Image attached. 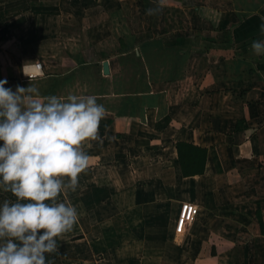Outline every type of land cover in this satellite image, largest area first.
<instances>
[{"label": "crops", "instance_id": "crops-1", "mask_svg": "<svg viewBox=\"0 0 264 264\" xmlns=\"http://www.w3.org/2000/svg\"><path fill=\"white\" fill-rule=\"evenodd\" d=\"M154 7L0 0L6 86L33 80L41 98L87 93L105 106L81 144L89 164L76 190L57 197L77 222L48 259L264 264V56L251 50L264 38V0H165L149 15ZM4 199L16 197L0 189ZM184 204L197 208L192 222Z\"/></svg>", "mask_w": 264, "mask_h": 264}, {"label": "clouds", "instance_id": "clouds-1", "mask_svg": "<svg viewBox=\"0 0 264 264\" xmlns=\"http://www.w3.org/2000/svg\"><path fill=\"white\" fill-rule=\"evenodd\" d=\"M154 3L149 15L165 6V0ZM251 50L264 56V38L253 39ZM6 85L7 78L0 79V189L16 200L0 202V264H51L48 254L58 251L57 238L78 219L77 207L57 197L76 190L89 164L81 144L97 136L105 106L87 93L41 98L33 80L15 89Z\"/></svg>", "mask_w": 264, "mask_h": 264}, {"label": "built area", "instance_id": "built-area-1", "mask_svg": "<svg viewBox=\"0 0 264 264\" xmlns=\"http://www.w3.org/2000/svg\"><path fill=\"white\" fill-rule=\"evenodd\" d=\"M40 66L41 64L38 63V66H37L38 71L36 73H39ZM34 74L35 72H31V75H34ZM196 213H197L196 207L192 205L184 204L182 212H181V217L183 219H186L188 222H192L195 219Z\"/></svg>", "mask_w": 264, "mask_h": 264}, {"label": "water", "instance_id": "water-1", "mask_svg": "<svg viewBox=\"0 0 264 264\" xmlns=\"http://www.w3.org/2000/svg\"><path fill=\"white\" fill-rule=\"evenodd\" d=\"M104 71L106 73H108V71H109V69H108V63L107 62L104 63Z\"/></svg>", "mask_w": 264, "mask_h": 264}, {"label": "trees", "instance_id": "trees-1", "mask_svg": "<svg viewBox=\"0 0 264 264\" xmlns=\"http://www.w3.org/2000/svg\"><path fill=\"white\" fill-rule=\"evenodd\" d=\"M181 146L183 145V144H180ZM191 146V145H190Z\"/></svg>", "mask_w": 264, "mask_h": 264}]
</instances>
